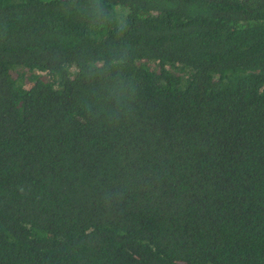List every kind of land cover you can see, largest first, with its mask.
I'll return each instance as SVG.
<instances>
[{
  "label": "trees",
  "instance_id": "trees-1",
  "mask_svg": "<svg viewBox=\"0 0 264 264\" xmlns=\"http://www.w3.org/2000/svg\"><path fill=\"white\" fill-rule=\"evenodd\" d=\"M0 264H264V0H0Z\"/></svg>",
  "mask_w": 264,
  "mask_h": 264
}]
</instances>
